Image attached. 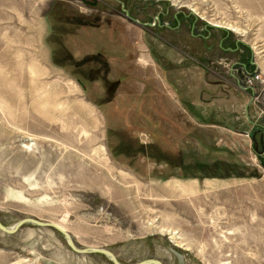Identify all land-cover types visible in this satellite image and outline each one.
I'll list each match as a JSON object with an SVG mask.
<instances>
[{"label":"rangeland","instance_id":"obj_1","mask_svg":"<svg viewBox=\"0 0 264 264\" xmlns=\"http://www.w3.org/2000/svg\"><path fill=\"white\" fill-rule=\"evenodd\" d=\"M110 1L0 0V222H54L122 264H264V116L236 81L264 76V0H128L183 33ZM0 264L113 263L24 225Z\"/></svg>","mask_w":264,"mask_h":264},{"label":"flooded vegetation","instance_id":"obj_2","mask_svg":"<svg viewBox=\"0 0 264 264\" xmlns=\"http://www.w3.org/2000/svg\"><path fill=\"white\" fill-rule=\"evenodd\" d=\"M116 1L120 2L121 12H123L122 14L120 13L121 15L125 16L126 18H128L130 21H132L134 23L142 25L147 30H149L150 28H154V30L161 32L162 30L169 28L171 30L180 31L183 33L184 30L187 28V25L184 22H182L178 16H174V18L172 20L174 26H172V27L168 26V24L165 22V18H166L165 11H163V13L160 12V14L156 15L155 18L144 17L146 19L144 20V22H141V21L135 19L134 17H132V16H134L133 12L135 11L136 8L134 6L129 5L128 0H127V3H125V2L122 3V1H119V0H116ZM79 3H81L83 6H88L91 8H97L98 10H101L102 8H104V10L105 9L106 10L102 11V12L103 13L105 12L107 15L108 14L116 15V12H119V11H117L118 5L116 6V4H114L110 0H79ZM127 5H129V7ZM157 5L162 6V4L154 3V2H153V4H148V5L143 4L142 6H139L138 12L141 15L147 16L152 11L151 8H153ZM123 8H125V9H123ZM193 23L194 22L191 23L190 32H189L191 38L194 40L195 39H203V41L206 38L208 39V37H206V36H202V35L199 36V35L195 34L196 25ZM155 34H157V32ZM159 40L160 39L157 36L156 40H154V41L150 40V39H148V41H146V43H148L147 45H148L150 54H153V50L156 47H159V50L162 49V51L166 50L167 44L160 43ZM239 45H240V43H237L236 48L233 49V51H237V52L241 51L242 52ZM159 50H156V52L158 53ZM159 52H161V51H159ZM244 54L245 53L243 52V55ZM250 63L252 66H255L253 63V55H250ZM239 64L243 68H245V67L247 68V65L243 64L242 62H239ZM245 72L250 73L248 70H245ZM236 81H237V84L239 85V87L246 91V87L243 84V79L237 78ZM252 95H253V91L250 93V99L251 100H252Z\"/></svg>","mask_w":264,"mask_h":264},{"label":"water","instance_id":"obj_3","mask_svg":"<svg viewBox=\"0 0 264 264\" xmlns=\"http://www.w3.org/2000/svg\"><path fill=\"white\" fill-rule=\"evenodd\" d=\"M217 28H222L220 26H216ZM260 144L262 147L261 152H264V138L262 137L259 142H257V145ZM24 225H33L39 228H49L52 229L54 231H56L58 234H60L63 239L65 240L68 248L78 254V255H90V254H99V255H103L105 257H107L113 264H122L117 257L114 255L113 252L106 250V249H95V248H78L72 237L70 236V234L63 230L61 227H59L58 225H56V223L54 222H43L34 218H23L21 220H19L15 225H13L12 227H6L4 226L1 222H0V232L7 234V235H13L15 234L22 226ZM137 264H163L161 261L159 260H155V259H151V260H145L142 262H139Z\"/></svg>","mask_w":264,"mask_h":264},{"label":"built area","instance_id":"obj_4","mask_svg":"<svg viewBox=\"0 0 264 264\" xmlns=\"http://www.w3.org/2000/svg\"><path fill=\"white\" fill-rule=\"evenodd\" d=\"M243 84L253 89L252 101L256 107L257 116H264V76L260 66L253 73H244ZM251 140L250 132L247 133Z\"/></svg>","mask_w":264,"mask_h":264},{"label":"crops","instance_id":"obj_5","mask_svg":"<svg viewBox=\"0 0 264 264\" xmlns=\"http://www.w3.org/2000/svg\"><path fill=\"white\" fill-rule=\"evenodd\" d=\"M248 101H250V100H248ZM245 112H247V106L245 107ZM255 125L257 127L256 128L257 130H255V132H254L255 134L254 135L252 134V136H253V138H256L259 141L262 137L264 138V126L261 125L260 123H258V124L255 123ZM260 147H262V146L260 145ZM261 150H262V148H261ZM257 154H258V152H257ZM261 154H262V152H261Z\"/></svg>","mask_w":264,"mask_h":264},{"label":"trees","instance_id":"obj_6","mask_svg":"<svg viewBox=\"0 0 264 264\" xmlns=\"http://www.w3.org/2000/svg\"><path fill=\"white\" fill-rule=\"evenodd\" d=\"M247 67H250L251 68L253 66L249 62L248 65H247ZM257 142H259V141L256 138H253L254 148H257ZM258 153H259L260 158H264V154H261V149H259ZM261 161H263L262 164L264 166V160H261Z\"/></svg>","mask_w":264,"mask_h":264},{"label":"bare ground","instance_id":"obj_7","mask_svg":"<svg viewBox=\"0 0 264 264\" xmlns=\"http://www.w3.org/2000/svg\"><path fill=\"white\" fill-rule=\"evenodd\" d=\"M233 30H235L236 31V29H233ZM56 225H58V224H56ZM59 227H61V226H59ZM63 230H65L63 227H61ZM44 229V228H43ZM66 231V230H65Z\"/></svg>","mask_w":264,"mask_h":264}]
</instances>
